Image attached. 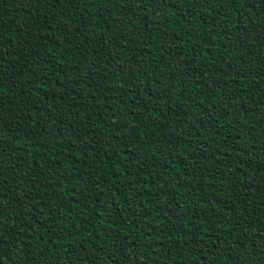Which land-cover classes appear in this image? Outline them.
<instances>
[{
	"label": "trees",
	"instance_id": "obj_1",
	"mask_svg": "<svg viewBox=\"0 0 264 264\" xmlns=\"http://www.w3.org/2000/svg\"><path fill=\"white\" fill-rule=\"evenodd\" d=\"M0 264H264V0H0Z\"/></svg>",
	"mask_w": 264,
	"mask_h": 264
}]
</instances>
